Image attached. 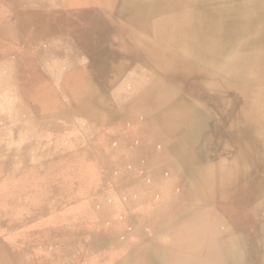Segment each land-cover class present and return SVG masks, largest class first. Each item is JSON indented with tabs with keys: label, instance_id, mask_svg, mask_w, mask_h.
<instances>
[{
	"label": "bare ground",
	"instance_id": "6f19581e",
	"mask_svg": "<svg viewBox=\"0 0 264 264\" xmlns=\"http://www.w3.org/2000/svg\"><path fill=\"white\" fill-rule=\"evenodd\" d=\"M195 218L264 248V0H0V264H167Z\"/></svg>",
	"mask_w": 264,
	"mask_h": 264
},
{
	"label": "rangeland",
	"instance_id": "374dc122",
	"mask_svg": "<svg viewBox=\"0 0 264 264\" xmlns=\"http://www.w3.org/2000/svg\"><path fill=\"white\" fill-rule=\"evenodd\" d=\"M207 128L205 121L198 123L195 128L196 136H201ZM197 144L194 142L195 147ZM241 210L245 212L247 208ZM205 222L198 218L184 221L180 226L183 228L181 235L172 242L170 249L167 252L155 249L154 253L150 250V256L165 258L167 264H183L189 260L192 264H249L254 260L264 262L263 247L262 250L261 247L258 250L252 249L246 236L232 234L230 231L227 239H219L214 235L221 233V226ZM210 233L212 237L209 238ZM200 234L205 235V238L200 239Z\"/></svg>",
	"mask_w": 264,
	"mask_h": 264
},
{
	"label": "crops",
	"instance_id": "0c3cea01",
	"mask_svg": "<svg viewBox=\"0 0 264 264\" xmlns=\"http://www.w3.org/2000/svg\"><path fill=\"white\" fill-rule=\"evenodd\" d=\"M168 239H169V237L167 235L166 236H162V237L159 238L158 242H167V241H169ZM152 240H154V238ZM165 248L167 249L166 246H165Z\"/></svg>",
	"mask_w": 264,
	"mask_h": 264
}]
</instances>
